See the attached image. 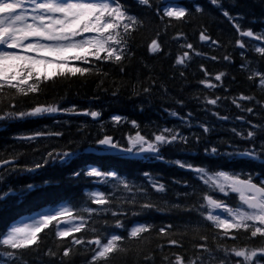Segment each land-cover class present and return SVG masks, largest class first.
Returning <instances> with one entry per match:
<instances>
[{
    "label": "trees",
    "instance_id": "trees-1",
    "mask_svg": "<svg viewBox=\"0 0 264 264\" xmlns=\"http://www.w3.org/2000/svg\"><path fill=\"white\" fill-rule=\"evenodd\" d=\"M118 2L138 21L120 62L70 61L89 71L41 77L37 92L18 95L5 89L0 97V116L15 114L0 120V162L15 161L0 171V232L60 204L86 220L80 232L63 238L56 236L53 222L38 233L37 244L16 250L14 257L8 256L13 250L0 245V264H91L96 245L87 241L101 237L106 242L111 234L125 238L124 251L97 264H175L176 256L184 264H236L240 258L231 254L233 247L262 246L264 238L230 230L237 237L231 239L206 219L205 195L231 207L239 196L213 191L195 169L264 184V53L256 51L264 39L254 38L264 37V0H184L176 6L186 9L181 20L163 16L169 6L165 0H150L151 7L138 0ZM241 31H252L254 37L241 36ZM201 33L209 39L200 40ZM153 40L159 45L155 52ZM185 52V62L177 64ZM36 107L58 111L20 118L19 113ZM92 112L99 115L93 118ZM137 135L157 151L141 152L137 145L126 152L97 143L108 136L119 149H127ZM156 135L177 138L161 144ZM93 168L116 177L88 176ZM93 192L104 193L110 203L93 204ZM85 208L98 211L89 214ZM116 221L123 227L117 228ZM134 224L148 225L150 231L142 239H129ZM73 238L85 243L73 245ZM65 248L72 249L68 257Z\"/></svg>",
    "mask_w": 264,
    "mask_h": 264
},
{
    "label": "snow or ice",
    "instance_id": "snow-or-ice-1",
    "mask_svg": "<svg viewBox=\"0 0 264 264\" xmlns=\"http://www.w3.org/2000/svg\"><path fill=\"white\" fill-rule=\"evenodd\" d=\"M212 2L215 3L216 0H212ZM138 3L151 7L150 0H138ZM196 10L200 11L199 8ZM224 15L228 16V13L225 12ZM163 16L181 20L186 16V9L169 7L164 10ZM137 23V18L129 15L118 0H0V97L3 96L5 89L15 90L14 94L18 95L37 92L41 77L44 80H50L56 76L84 74L89 71L84 67L70 66V61H82L88 64L91 57L96 61L104 59L120 62L124 58L127 37ZM121 28L123 32L120 31ZM237 31H240L239 27H237ZM240 35L254 37L252 31H241ZM254 38L264 39V37ZM207 39L209 38L201 33L200 40ZM237 43L241 48L245 46L240 41ZM186 47L192 49L193 46L187 44ZM158 50L159 45L153 40L152 51ZM256 51L264 53V46L257 47ZM102 53L105 54L103 57ZM187 57L188 53L185 52L182 57L176 60V63L183 64ZM222 75V73L216 75L215 79L221 80ZM29 81H33V83H29ZM261 83H264V79ZM207 86L214 87L210 83ZM208 103L215 104L216 100H209ZM56 111L58 109L55 107H36L31 112L19 113V116L23 118L24 116H37ZM14 115V113H9L8 117L0 116V120L11 118ZM90 115L95 118L99 114L92 112ZM205 131L208 129L205 128ZM253 135L252 132L248 133L249 137ZM176 138L173 135L169 140L164 135H156L155 141L162 144L174 141ZM97 143L100 146L126 152H132L137 145L140 146L141 152L157 151L154 144L148 143L140 135H137L135 140L130 139V147L127 149H119L118 144L108 136ZM145 143H148L146 148L143 146ZM64 155L69 156L70 154L65 153ZM244 155L252 156L253 154L244 153ZM180 166L184 167L183 164ZM195 171L213 191L218 190L224 195L231 192L239 196L241 206L229 207L223 201L205 195L204 200L210 209H222L227 213V217H230V219L222 218L221 215H213L210 211L206 216L208 221H211L217 229L223 230L224 234L229 235L231 239L237 237L230 235V230L248 232L250 239L257 236L264 238V184L257 185L251 179H241L223 171L211 175L202 168L195 169ZM87 175L104 179L116 177L115 172L104 173L95 168L89 170ZM124 188L128 189L127 183H124ZM162 188L163 186H160L157 190H162ZM90 199L93 204L99 206L110 203L109 198L102 192L91 193ZM143 207L149 208L151 205L144 204ZM83 211L91 214L97 212L98 209L85 208ZM112 215L116 216L117 213L113 212ZM77 220L79 223L74 222ZM53 222H56L58 238L80 232L86 224L83 216H74L72 209L65 206L50 214H42L39 218H33L31 223H26L23 227L13 226L5 232H0V245L13 250L8 252V256L14 257L16 250L27 249L37 244L38 233L48 228ZM60 224L70 226L61 230ZM115 226L123 227L119 221H116ZM149 231L150 226L137 225L131 228L128 238L142 239L141 234ZM160 231L164 233L165 230L161 229ZM202 238L206 239V237ZM124 239L118 234H111L106 238V242H102L101 237L88 240V244L96 245L91 264H97L101 260L106 261L110 254L124 251L122 247ZM83 243L85 241L81 238L72 239L73 245ZM170 243L178 244L176 240H171ZM204 250L209 251L207 248ZM71 251V248H65L63 256L68 257ZM225 252L227 255L228 250ZM230 252L235 257L242 258L236 261V264H254V261L255 264H264V240L259 248L237 249L233 247ZM49 254L54 255V253ZM175 264H184L183 258L176 256ZM189 264H196V262L189 261ZM221 264H226V262L221 261Z\"/></svg>",
    "mask_w": 264,
    "mask_h": 264
},
{
    "label": "rangeland",
    "instance_id": "rangeland-1",
    "mask_svg": "<svg viewBox=\"0 0 264 264\" xmlns=\"http://www.w3.org/2000/svg\"><path fill=\"white\" fill-rule=\"evenodd\" d=\"M172 7H175V6H172ZM89 35H91V34H89ZM53 113H57V111H56V112H53ZM236 176H238L239 178H241L239 175H236ZM227 206H229V205H227ZM238 206H241V205L239 204ZM62 207H64V206H63V205H60L59 207H57V208L54 209L53 211H51V212H49V213H45V214H50V213H52V212H54V211L59 210V209L62 208ZM229 207H231V206H229ZM210 211L212 212L213 215L219 214V215H221L222 218H228V219H230V217H227V213L224 212L222 209H210V208H209V212H210ZM40 216H41V215H35V216L27 217V218H22V219H20L18 222H16L13 226H20V227H23L26 223H31L32 220H33V218H39ZM74 222H75V221H74ZM13 226H11V227H13ZM69 226H70V225L60 224V225H59V228H60L61 230H63L64 228L69 227Z\"/></svg>",
    "mask_w": 264,
    "mask_h": 264
},
{
    "label": "water",
    "instance_id": "water-1",
    "mask_svg": "<svg viewBox=\"0 0 264 264\" xmlns=\"http://www.w3.org/2000/svg\"><path fill=\"white\" fill-rule=\"evenodd\" d=\"M166 1H169V2H172V3H179V2H181L182 0H166ZM12 162H10V161H8L7 163L6 162H2V163H0V170L3 168V167H5V166H7V165H9V164H11Z\"/></svg>",
    "mask_w": 264,
    "mask_h": 264
},
{
    "label": "bare ground",
    "instance_id": "bare-ground-1",
    "mask_svg": "<svg viewBox=\"0 0 264 264\" xmlns=\"http://www.w3.org/2000/svg\"><path fill=\"white\" fill-rule=\"evenodd\" d=\"M260 80H261V78H260ZM256 239V238H255ZM259 243H260V240H259ZM238 245H240L239 243H238ZM256 245V244H255ZM237 248H238V246H237ZM244 248V247H243ZM224 250H226V249H224ZM229 251V250H228ZM226 253V252H225ZM221 255V254H220ZM223 254H222V258H223ZM231 256V255H230ZM219 257V256H218ZM225 257V256H224ZM229 257V256H228ZM224 259V258H223ZM228 261V260H227Z\"/></svg>",
    "mask_w": 264,
    "mask_h": 264
}]
</instances>
